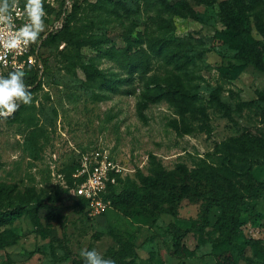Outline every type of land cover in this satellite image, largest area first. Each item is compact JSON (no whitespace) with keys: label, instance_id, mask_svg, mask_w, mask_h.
Returning <instances> with one entry per match:
<instances>
[{"label":"rangeland","instance_id":"rangeland-1","mask_svg":"<svg viewBox=\"0 0 264 264\" xmlns=\"http://www.w3.org/2000/svg\"><path fill=\"white\" fill-rule=\"evenodd\" d=\"M97 1L44 0V31L65 10L73 13L72 25H89L110 41L95 37L78 52L53 29L42 47L47 71L33 103L0 118V209H26L0 225L18 237L0 249V264H85L82 249L116 264H264V158L233 144L247 131L264 139V0H169L178 12L166 33L170 50L155 56L145 75L102 52L113 44L135 51L142 39L161 36L155 11L144 0H105L106 8ZM245 21L250 33L239 30ZM227 39L257 46L261 65L245 64ZM90 62L93 81L83 67ZM233 63L239 68L225 74ZM97 152L121 170L110 204L92 215L73 174L85 155ZM200 163L215 176L211 182ZM159 164L164 179L150 184L140 176L154 175ZM184 179L209 193L254 187L231 243L226 206H214L203 227L201 199L161 196ZM150 191V198L141 196ZM179 234L184 250L176 247Z\"/></svg>","mask_w":264,"mask_h":264},{"label":"trees","instance_id":"trees-1","mask_svg":"<svg viewBox=\"0 0 264 264\" xmlns=\"http://www.w3.org/2000/svg\"><path fill=\"white\" fill-rule=\"evenodd\" d=\"M25 3V1H21ZM101 7L106 8V1L105 0H98L97 1ZM145 4L148 6V9H152L155 11L156 14H152L154 22H158V26L160 29H163V33L161 36L155 35L149 37L146 41L142 39L140 41L139 48L135 51H131L130 47H117L115 44L110 46L106 51H103L102 54H106L109 58H112L118 62V64L122 67L127 69L129 72H139L143 75L147 74L152 68V60L155 56H159L164 54L165 52L170 50L171 41L166 36L167 30L172 28L173 22V15L177 14L178 12L174 9L173 3L169 0H144ZM114 7V6H113ZM69 10V9H68ZM115 10V9H114ZM64 13V20L63 26L59 28H53L58 31V35L60 39L64 41L65 44L74 45L75 48L80 51V49L87 44H91L94 41V38L97 37L98 42H108L110 41L109 37L106 35H97L90 33L91 29L89 25H72L74 20L73 13L71 11H63L60 13L59 17ZM58 17V18H59ZM238 19H243L241 16H237ZM228 27H232L233 23L229 20H225ZM167 27V29H164ZM52 29V30H53ZM52 30L49 31L48 35L42 41V47L47 43L48 37L52 34ZM239 30L241 32L250 33L252 31V25L249 21H245L242 25L240 23ZM239 31V32H240ZM227 41L236 48L237 56L241 58L245 64H252L256 67H259L262 63V56L261 51L258 49L257 46H245L240 42L235 41ZM147 44V45H145ZM40 58L44 64V72L42 78H40V71L39 68L35 67L34 65H29L26 69V76H25V83L31 86V91L36 90L38 87L43 85V78L47 71V61L41 51ZM86 75L88 80H95L96 78V67L92 62L85 64L84 66ZM239 68V64L233 63L227 67L225 70V74L230 75L233 71H236ZM22 105V104H21ZM20 105V106H21ZM20 108V107H19ZM18 108V110H19ZM17 110V111H18ZM16 111V112H17ZM16 112L10 116L9 118H13ZM233 144L239 146V151L245 154H249L251 157H263L264 158V139L260 135L253 134L250 131L245 132L242 136L236 137L233 140ZM154 156V155H152ZM223 159V163L225 166H228L229 159L226 156H221ZM155 160V159H154ZM156 164H158L156 162ZM157 168L153 169L154 175L145 177L142 173L140 176L146 180L148 183L151 181H157L159 179H164L165 175L162 169V166L159 164ZM201 171L206 175L207 182H211V179L215 178L212 172L208 169L207 163H200ZM228 169V167H227ZM151 179V181H149ZM114 187L113 183H110L108 193L106 197L114 196ZM130 188L134 189L135 192L137 191V185L134 181L130 180ZM254 194V187H249L248 193H240L236 190L227 191L225 189L213 190L210 193L199 188L193 182L183 180L178 186L172 185L170 187H166L162 192L161 196L165 200L170 201H178L179 199L184 198L185 196L189 195L191 197H197L202 200L203 209L201 214V225L203 227L210 224L209 214L211 209L214 206H221L224 205L227 208V220H228V236L227 240L229 243L232 242L233 237L236 233L238 223L240 221V214L241 208L246 198L253 196ZM153 195V191L149 193H142V197L150 198ZM85 203H89L88 199L81 197ZM25 207L17 205L11 210L7 209H0V225L7 224L11 221L13 216L18 215L22 212H25ZM31 218H34L31 210L28 209L26 211ZM35 224H37L36 220L34 219ZM182 234L175 236L176 247L178 250H184L185 245L182 241ZM17 235L13 233H7L6 231H0V249H5L10 244H13L17 240ZM229 254V253H227ZM129 255L125 256L127 258ZM230 256V255H229ZM229 261L228 256H226ZM9 263H12L9 259ZM76 263L78 261L75 260ZM226 262V261H225ZM227 264V262L225 263Z\"/></svg>","mask_w":264,"mask_h":264},{"label":"clouds","instance_id":"clouds-1","mask_svg":"<svg viewBox=\"0 0 264 264\" xmlns=\"http://www.w3.org/2000/svg\"><path fill=\"white\" fill-rule=\"evenodd\" d=\"M18 6L19 0H0V47L5 52L27 49L37 44L45 28L44 0H25L23 10L28 22L17 28L14 14ZM25 76L23 69L10 71L7 76L0 74V118H9L21 104L30 106L33 103L31 86L25 83ZM80 256L85 264H116L114 259L105 258L95 249H82Z\"/></svg>","mask_w":264,"mask_h":264},{"label":"built area","instance_id":"built-area-1","mask_svg":"<svg viewBox=\"0 0 264 264\" xmlns=\"http://www.w3.org/2000/svg\"><path fill=\"white\" fill-rule=\"evenodd\" d=\"M24 3L19 1V6L15 10L14 23L17 28L28 22L27 16L23 10ZM64 13L54 21L53 28L63 26ZM45 22V20H44ZM52 28V29H53ZM49 31L41 33L37 44L30 45L27 49L19 51L5 52L0 47V74L7 76L10 71L23 69L26 72L29 62L31 65L39 68L40 78L43 76L44 64L40 58L42 51V41L48 35ZM121 170L120 166L111 160L108 155H102L97 152L95 156L85 155L84 159L74 172L75 190L78 196L88 199L92 215H97L110 204L106 194L110 183L116 182V174Z\"/></svg>","mask_w":264,"mask_h":264}]
</instances>
